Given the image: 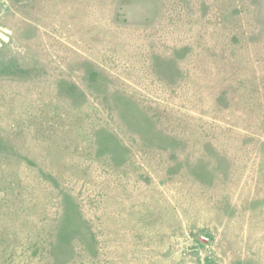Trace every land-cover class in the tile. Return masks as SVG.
<instances>
[{
  "label": "rangeland",
  "instance_id": "374dc122",
  "mask_svg": "<svg viewBox=\"0 0 264 264\" xmlns=\"http://www.w3.org/2000/svg\"><path fill=\"white\" fill-rule=\"evenodd\" d=\"M0 264H264V0H0Z\"/></svg>",
  "mask_w": 264,
  "mask_h": 264
},
{
  "label": "water",
  "instance_id": "95a60500",
  "mask_svg": "<svg viewBox=\"0 0 264 264\" xmlns=\"http://www.w3.org/2000/svg\"><path fill=\"white\" fill-rule=\"evenodd\" d=\"M0 35H2V34H0Z\"/></svg>",
  "mask_w": 264,
  "mask_h": 264
}]
</instances>
